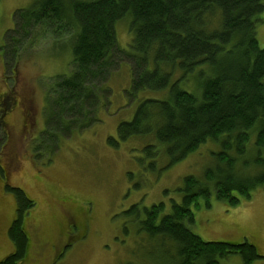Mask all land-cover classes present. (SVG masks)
I'll list each match as a JSON object with an SVG mask.
<instances>
[{
	"label": "trees",
	"instance_id": "obj_1",
	"mask_svg": "<svg viewBox=\"0 0 264 264\" xmlns=\"http://www.w3.org/2000/svg\"><path fill=\"white\" fill-rule=\"evenodd\" d=\"M263 11L264 0H37L18 10L5 37L7 65L18 61L25 36L38 27L64 38L61 53L72 58L71 70L56 76L48 90L47 143L36 145L37 158L42 149L54 153L59 135L95 125L121 53L131 64L127 96L138 106L133 119L107 139L109 146L144 140L152 169L163 153L171 167L206 143L221 148L204 178L184 179L182 203H173L172 212L164 203L135 204L125 213L131 223L152 244L168 248L171 264H220L231 255L243 264L260 259L249 242H204L189 226L195 222L192 205L209 199L212 190L217 200L236 206L234 193L250 199L264 187V47L256 33ZM124 19L133 34L128 51L117 40ZM6 190L16 197L9 229L15 249L0 264H23L29 252L24 220L35 202L19 188Z\"/></svg>",
	"mask_w": 264,
	"mask_h": 264
},
{
	"label": "rangeland",
	"instance_id": "obj_2",
	"mask_svg": "<svg viewBox=\"0 0 264 264\" xmlns=\"http://www.w3.org/2000/svg\"><path fill=\"white\" fill-rule=\"evenodd\" d=\"M36 1H0V262L15 249L9 229L17 205L14 193L6 190L9 185L35 202L24 220L29 252L23 264H171L168 248L152 244L125 213L135 204L150 208L159 203L172 212L173 203H182L184 179L204 178L220 146L206 143L171 167L163 153L155 169L142 151L144 140L109 146L107 139L116 136L120 123L133 119L138 106L127 96L131 64L120 53L123 60L112 71L95 125L65 138L59 135L54 153L42 149L37 158L36 145L46 137L48 90L56 76L71 70L72 58L61 53L64 38L38 27L25 36L18 61L6 64L3 48L7 32L15 27L14 15ZM259 17L256 33L263 48L264 11ZM116 32L119 48L128 51L130 19L120 21ZM253 148L251 142L249 154L254 155ZM234 196L240 200L236 206L217 200L213 190L209 199L199 197L189 227L204 242H249L261 257L252 264H264V187L253 190L250 199ZM220 264L243 260L231 255Z\"/></svg>",
	"mask_w": 264,
	"mask_h": 264
},
{
	"label": "flooded vegetation",
	"instance_id": "obj_3",
	"mask_svg": "<svg viewBox=\"0 0 264 264\" xmlns=\"http://www.w3.org/2000/svg\"><path fill=\"white\" fill-rule=\"evenodd\" d=\"M5 171V170H4ZM73 223V222H72Z\"/></svg>",
	"mask_w": 264,
	"mask_h": 264
}]
</instances>
